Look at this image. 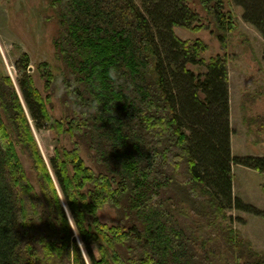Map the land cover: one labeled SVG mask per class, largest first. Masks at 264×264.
Instances as JSON below:
<instances>
[{
    "label": "trees",
    "instance_id": "trees-1",
    "mask_svg": "<svg viewBox=\"0 0 264 264\" xmlns=\"http://www.w3.org/2000/svg\"><path fill=\"white\" fill-rule=\"evenodd\" d=\"M48 1L61 68L32 72L23 52L17 84L0 74V264H264L227 213L264 216L233 198L232 163L264 173V156L232 155L228 57L175 32L210 30L226 49L241 7L264 40V0ZM53 96L64 115L52 121ZM256 99L242 95V116L264 135ZM50 121L47 159L32 123Z\"/></svg>",
    "mask_w": 264,
    "mask_h": 264
},
{
    "label": "rangeland",
    "instance_id": "rangeland-1",
    "mask_svg": "<svg viewBox=\"0 0 264 264\" xmlns=\"http://www.w3.org/2000/svg\"><path fill=\"white\" fill-rule=\"evenodd\" d=\"M239 18L237 27L231 33L226 49H222L219 40L210 30L198 33L176 27L175 32L183 39L199 37L209 46L205 57L217 53L228 57L231 152L233 156H264V135L256 128L250 130L244 121L241 111L242 95L251 92L256 94L254 104L248 103L250 114L264 115V40L261 33L243 19L241 7H235ZM48 0H0V74H9L17 84L19 71L15 62L23 52L30 57V71H34L38 62L46 60L57 72L61 61L55 55L53 36L56 32L55 20L51 18ZM196 71L197 66L190 65ZM202 71H205L203 68ZM36 83L42 89L43 82L34 72ZM52 121L64 115V109L57 96H53ZM51 121L44 129H37L32 123L35 138L45 158L54 153L57 141ZM67 142V140H65ZM68 144V143H66ZM24 166L33 184L37 186L35 174L28 158L20 153ZM82 156L86 163L96 168L90 152L83 145ZM234 173L232 190L233 198L251 205L264 213V173L232 163ZM230 222L243 240L251 242L257 252H264V216L249 211L229 208ZM101 219L115 223L119 213L113 207H106L100 212Z\"/></svg>",
    "mask_w": 264,
    "mask_h": 264
},
{
    "label": "clouds",
    "instance_id": "clouds-1",
    "mask_svg": "<svg viewBox=\"0 0 264 264\" xmlns=\"http://www.w3.org/2000/svg\"><path fill=\"white\" fill-rule=\"evenodd\" d=\"M116 73H117V70L116 69H110L109 70V73H108L109 78L112 79L113 81H115L116 78H117ZM57 94L58 95H62L63 94V90L61 89L60 91H58ZM94 110H95V106H94Z\"/></svg>",
    "mask_w": 264,
    "mask_h": 264
}]
</instances>
